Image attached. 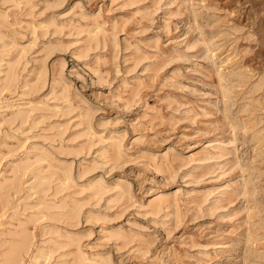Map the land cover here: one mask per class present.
Segmentation results:
<instances>
[{
    "label": "rangeland",
    "instance_id": "1",
    "mask_svg": "<svg viewBox=\"0 0 264 264\" xmlns=\"http://www.w3.org/2000/svg\"><path fill=\"white\" fill-rule=\"evenodd\" d=\"M0 264H264V0H0Z\"/></svg>",
    "mask_w": 264,
    "mask_h": 264
}]
</instances>
